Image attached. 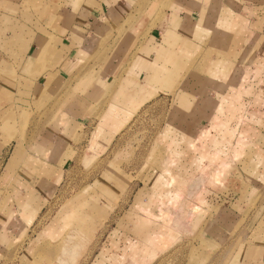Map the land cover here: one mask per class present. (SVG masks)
I'll list each match as a JSON object with an SVG mask.
<instances>
[{
  "label": "crops",
  "instance_id": "obj_1",
  "mask_svg": "<svg viewBox=\"0 0 264 264\" xmlns=\"http://www.w3.org/2000/svg\"><path fill=\"white\" fill-rule=\"evenodd\" d=\"M26 1L0 13V261L148 264L191 230L195 264H264V0ZM156 107L136 151L125 128ZM77 150L104 167L71 191Z\"/></svg>",
  "mask_w": 264,
  "mask_h": 264
},
{
  "label": "rangeland",
  "instance_id": "obj_2",
  "mask_svg": "<svg viewBox=\"0 0 264 264\" xmlns=\"http://www.w3.org/2000/svg\"><path fill=\"white\" fill-rule=\"evenodd\" d=\"M15 1L19 0H0V13L6 11V8H9V6L14 4ZM28 1L29 0H27L25 4H29ZM163 5L164 2H154L149 6H146L147 9L144 11V16L151 19L146 32L159 24L162 16V10L165 8V6ZM5 24L6 21L0 20L1 27H4ZM165 111L166 110L164 109V107H156V109L153 110H150L148 108L143 109L140 114L134 116L133 120L130 121L129 124H127L125 130H128L129 135L126 136L125 140L128 141L129 144H132L133 147L135 146L137 148L136 151H143L144 149L148 150V148L153 145L154 138L157 136V131L159 130L160 125H162ZM81 136L85 137L86 133H81ZM153 153L152 157H160L159 153L156 150ZM218 154L222 157H227V154H222V152L220 151L218 152ZM68 159L72 161L70 166L68 167V172H66L67 178L64 183V188L72 189L71 191H74V189L83 184L93 173L99 171L104 167L102 163L96 164L95 159L86 156L84 150H77L76 152L72 153L68 157ZM229 161L230 165L229 163L220 165L219 171L218 173H216L215 184L216 186L220 187L223 194L228 193L229 191H237V189L241 185V182L234 172V169L231 168L232 161ZM71 166H74L75 168L71 169ZM208 168L212 170L214 166L210 165L209 167H207V172ZM72 176H76L79 179L78 182L75 183L76 185L74 184L75 186L73 187L70 180V177L72 178ZM208 184L211 185L210 182H208ZM53 213L54 212L50 210V208L46 209L40 219V224L43 225V223H45L53 215ZM188 235L189 240L183 243L181 242V239L178 238L167 247L164 245L162 249L163 252L160 251L157 256L152 257V262L148 264H195L193 259L198 256L197 254L201 250L203 251L205 245L198 243L197 238L194 237L195 235L193 231L189 230ZM67 246V248L69 249V245ZM92 246H94L93 243L88 244L87 246L83 245L81 247H86V249L88 250L92 248ZM70 248L73 249L72 257L82 258L83 254L79 256L81 252H79L78 254L75 248L71 246ZM94 248V251H96L97 247L94 246ZM62 250H64V248H62ZM20 251L21 250H12L8 253V258L1 259L0 264H23L22 259L19 255Z\"/></svg>",
  "mask_w": 264,
  "mask_h": 264
}]
</instances>
